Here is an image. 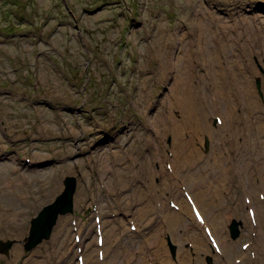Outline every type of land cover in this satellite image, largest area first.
<instances>
[{
    "label": "rangeland",
    "instance_id": "374dc122",
    "mask_svg": "<svg viewBox=\"0 0 264 264\" xmlns=\"http://www.w3.org/2000/svg\"><path fill=\"white\" fill-rule=\"evenodd\" d=\"M196 13L206 19L202 26L209 33L228 34L232 43L227 51L230 59L239 64L245 76L253 73L250 76L253 85L259 76L264 86V0H0V208L2 211L7 208L1 194L8 182L16 191L10 193L13 190L8 186L6 193L18 197V201H13L21 214L17 220L26 223L25 233L22 231L20 237L14 230L0 228V234H7L0 240H11L12 245L8 253L1 254L0 264H77L80 248L85 255L98 257L96 215L100 217L104 239L110 225L117 227L108 244L111 249L117 243L113 252L118 264H129V260L133 264H145L140 261L144 257L151 264V260L159 259L152 253V246L148 244L149 248H145L147 244L143 242L149 237L145 230L155 224L165 238L171 261L177 258L179 241L167 231L162 220L166 212L161 205L174 208L170 200L176 203L177 196H183L181 192L186 184L180 181L174 191L171 187L162 190L166 177L159 168L162 163L166 171L165 168L177 163L173 158L176 134L166 120L170 115L179 120L183 110L176 99L168 97L177 77L171 63L174 65L185 55L182 61L187 69L186 45L193 33L202 31ZM197 60L192 56L194 65ZM248 64L254 65L255 73L250 67V73L245 70ZM165 66H168L167 72H164ZM197 68L203 72V66L197 65ZM254 89L263 106L264 88L261 93L256 85ZM215 116L209 114L213 128ZM239 129L240 147L245 137L257 136L261 151L259 163L264 173V133L254 125ZM185 131L188 130L182 133ZM202 137L203 141L197 145L206 155L211 152L214 140L208 132ZM116 149L124 158L110 163L107 160L108 167L103 174L101 155ZM156 155L164 157L162 162L153 160ZM235 156L246 162L245 151ZM126 162L131 166L127 177L132 183L126 180L130 185L118 187V193L126 197L124 191H132L133 196L143 194V200L155 203L146 219H136L143 203L137 205L126 198L110 206L109 200L117 198L116 192L109 200L104 199L110 195L106 192L107 186L98 187L100 178L104 180L101 176L113 177L116 170L125 169ZM65 163L67 168L62 167ZM146 163L147 171L155 174L150 176L155 184L152 189L146 181L148 177L136 176L143 172ZM260 173L258 177L262 180ZM13 175L12 181L9 177ZM67 176H73L76 184L73 214H58L51 237L27 249L26 233H29L31 217L56 201L64 190L63 181ZM258 177L255 173L253 178ZM57 178L62 189L53 191ZM90 184L93 191L88 194ZM229 185L231 194L221 205L234 206L238 188L233 177ZM241 202L245 205H240V210L232 215L239 222L240 230L232 242L238 252H231L232 256L235 254L232 261L240 264L235 258L243 259L240 252L244 251L255 253L258 258L253 259L256 256L253 255L252 261L241 264H249L248 261L264 264V254L258 255L251 245L257 228H252L254 221L249 223L246 219L249 215L244 196ZM182 213L189 214L195 223L192 212L182 208ZM131 223L137 230H131ZM225 230L231 241L228 224ZM75 234L81 236V242L70 246L75 242ZM167 237L175 246L174 255ZM242 243L249 245L243 249ZM16 246L20 248V256L15 253ZM189 246L192 248L193 244ZM202 250L205 252V248ZM136 254H140L139 258ZM205 258L206 264L215 262L211 252ZM227 261L225 257L224 263Z\"/></svg>",
    "mask_w": 264,
    "mask_h": 264
},
{
    "label": "bare ground",
    "instance_id": "6f19581e",
    "mask_svg": "<svg viewBox=\"0 0 264 264\" xmlns=\"http://www.w3.org/2000/svg\"><path fill=\"white\" fill-rule=\"evenodd\" d=\"M197 17L200 18L198 14ZM203 20L206 19L200 18L199 20V23H201L200 27L206 24ZM208 30L209 29L202 26V31L200 30L195 34L193 33L189 38V42L185 48L188 56L187 69L186 66H184V61H182V58L185 59V55L182 58L179 57V61L174 65L171 63V67L175 66L176 68L177 77L174 79L170 87L168 97L177 100L179 103L177 105L181 107L183 113L180 114L181 117L179 120L175 119V116L172 115H170L166 120L167 125L172 126V129L176 134L177 142L173 145L176 156H173V158L177 161V163L171 164L168 169L164 166L166 171H164L161 163V167L159 168L160 173L166 177V182L162 184L161 189L165 190L171 187L172 191H174L173 189H176L175 185H177L180 181L185 182L186 188H183L181 192L183 196H177L178 200H175L179 205V210L174 208L171 209L168 206L164 207L163 204L161 205V208L166 212V214L162 216V220L168 227L167 231L174 239L179 241L177 258L171 261L170 255L167 253L164 244L165 238H162L161 229L157 224H155L152 228H146L147 230H145V234L149 237L145 238L143 241L147 244L144 247L149 248L148 244H150L152 246L151 250L154 249L152 253L155 255L156 259L159 258L156 262L151 260V264H206L205 256L208 252H211L215 257V262L213 264H234L232 258L235 254L232 256L231 252L234 253L235 251L237 252V250L234 248V243L232 242L233 239H236L240 230L239 222L236 218L232 217V215L237 213V210H240V205H245L241 202V197L245 195V199L249 196V203L251 202L250 204L247 203V209L253 206V204L257 206L256 209H254V217H257L258 224L256 223L257 225H253L252 228L256 227V231H258V233L254 236L255 239L251 242V245L255 247L258 255L264 254V197H261L262 194L264 196V173H262V165H260L258 157V154L261 153L259 149V140L257 136L249 135L251 138L245 137L243 141H241V147L237 144V139L240 135L239 130L241 129H239V127L246 128L250 125H254L256 126V129L261 132V134L264 133V104L263 106L260 104L261 101L256 97L254 89V86L256 85L258 92L261 93V89L263 90L264 86L261 84V78L259 76H256L253 85L252 79H250V76L253 73H251L250 76L247 74L245 76L243 70L239 69V64H235V62L230 59L231 55L228 54L227 51H229V47L232 46V43H230L231 39L228 34L223 33V36H218V33H209ZM204 31H206V34H204ZM232 41L235 42L234 39H232ZM237 52L239 53L238 49ZM192 56L198 58V60L195 61V65L193 64ZM245 62L252 63L251 60H247ZM197 65L204 67L203 72L199 71ZM165 67L166 69L164 72H167L168 66ZM249 67L252 68L255 73V67L253 64H248V66L245 65V70L247 69L249 72ZM236 69L238 70L237 73ZM206 79H208L207 82ZM218 104H220V107ZM209 114H211V116H215L216 114V116H220V121H214L213 123L215 128L211 126L212 122L210 121ZM248 120L250 121L249 125L247 123ZM254 121L258 122V124L256 125ZM241 123H244V126H242ZM155 126L158 128L159 125L155 123ZM184 129L188 130L185 131V134L182 133ZM204 132H208L211 136V140L212 138L214 140L211 152L206 154L208 157H206L203 153L202 148L197 145V143L203 141L204 137H202V134H204ZM205 145L207 146L208 142H206ZM243 151L246 153V162H243L242 157L237 158L235 156L236 153H242ZM176 157L178 159H176ZM101 158L103 161L102 172L105 174L104 171L106 167H108L105 164L107 160H109L110 163L124 157L122 156V153H120V150L116 149V151L112 150L103 153ZM155 159L162 162L164 157L162 159V157L160 158L156 155L155 158L153 157V160ZM124 161L126 160L124 159ZM67 165L68 164L65 163L62 167L67 168ZM129 167L131 166H129V163L126 162L124 165L125 169H114L117 172L113 177L108 176L109 178H107L106 175L101 176L104 180H101L100 178L98 187H103L104 184L107 186L105 189L110 195L105 196L104 199H108L114 194V191L116 192V199H108L110 201V206L115 205L114 202L116 203L117 200L121 203L122 200L124 201L126 198L131 199L133 202H137V205H142L143 203V206L139 207L137 210L136 219H146L150 216L151 209H154L153 207L155 203H151L147 199L143 200V194L140 195L135 193V196H133L132 191L128 193L126 192L128 190H125L124 193L128 195L126 197H123L118 193V187L122 188L130 185L126 184V180L132 183L127 177L128 172L130 171ZM98 172L101 171L98 169ZM143 172L140 171V174L136 176H140L143 179L148 177L146 181H148L149 186L151 189L155 188V184L151 180V177H155V174L147 171V163L144 164ZM255 173L257 177L260 173L262 180H260V177L257 179L253 178ZM145 175L146 177H144ZM232 177L236 187L238 188L237 195L234 199L236 205H221L224 204L225 199H228L226 197L231 194V190L229 189L231 186L229 185V182H231ZM9 179L15 180V176H10ZM20 181L22 182V179H20ZM21 182L20 185H22ZM54 185L55 188L53 191L58 188L62 189L60 179L57 178ZM8 186L11 190H13L10 193L14 194L16 191L10 183H5V189L2 190L3 193L1 194V197L7 208L3 211L0 208V221L3 222V225H1L0 228H7L10 232L14 230L15 235L20 237L23 235L22 231L26 229V223L24 221L22 223H17V219L21 214L19 211H16L13 201H18V197L16 195L11 197L8 193H6L8 191ZM92 191L93 188L90 184L88 194ZM185 191H187L188 194H191L192 202H190L189 195L185 194ZM72 195L73 200L71 199L72 205L68 208L69 210L67 211L65 209V212L60 210L61 212L59 214H64L66 212L69 213V216L70 214H73L75 209L73 205V202L75 204L74 192ZM81 196L83 195L81 194ZM100 196H102V194ZM5 197L7 198V201L4 200ZM132 197H134V200L136 201L132 200ZM138 200L140 202H138ZM25 202L28 201L26 200ZM53 203H51L52 205L48 204L45 208H51L54 205ZM194 205L202 212L203 222L196 220L192 211ZM45 208L41 209V213L45 216H40L42 220L41 223H39L40 229L36 227L35 223H32L35 216L31 218V226H29L30 229L27 230L29 233H26L28 241L26 246L29 247L27 249H30L40 243V240H47L49 238L46 237H51L52 228L59 217L55 216L57 218H54L55 220L53 219V221L52 215L48 216L50 210L45 211ZM182 208L189 210L190 213L192 212L191 214H193V221L195 223L191 222L190 219L192 218L189 214L182 213ZM247 213L249 215L248 210ZM246 219H248L249 223H253L252 217H248ZM229 220L231 221L228 223ZM107 223L109 225L110 220H108ZM227 224L228 228L233 225L236 229V234L231 235V230L229 228L231 241H228L226 237L225 229ZM48 225H50L51 231L48 236H45L42 229ZM206 226L208 227L209 232H211L217 240L220 246V254L209 242ZM109 227L110 228L106 230L107 237L104 239L102 244V248L104 249L102 260L98 257L94 258L89 253H86V255L84 254L85 257L87 256L84 258V264H118L116 260L117 256L113 252V249L116 250L118 245L116 243L115 246L110 249L108 244V241L112 239L111 236L114 237L112 233L117 230V227L114 224ZM91 231L92 227L90 228L89 233H91ZM184 234L186 235V238ZM0 237L6 238L7 234H0ZM3 242L7 243L4 239ZM72 244L77 245L76 242H71L70 246ZM190 244H193L192 248L189 246ZM1 246L3 245L0 243V247ZM9 246V248H12L11 243ZM202 248H205L206 253L203 252ZM118 249L120 251L121 247L119 246ZM0 251L3 250L0 248ZM19 252L21 253L20 248L17 247L15 251L17 256H20ZM1 254L4 253L0 252V257H2ZM129 255L130 259H132L133 256L130 251ZM139 255L140 254H136L135 257L139 258ZM240 255L243 257V259L239 260L240 264L243 261H252V258H250L252 256L251 253L249 254L241 251ZM224 256L228 259L226 263H224ZM237 258L238 257H236L235 260ZM208 259L210 260V258ZM140 261L145 264H149L146 263L145 257L141 258ZM249 261L247 263L250 264ZM129 264H133V261L129 260Z\"/></svg>",
    "mask_w": 264,
    "mask_h": 264
},
{
    "label": "water",
    "instance_id": "95a60500",
    "mask_svg": "<svg viewBox=\"0 0 264 264\" xmlns=\"http://www.w3.org/2000/svg\"><path fill=\"white\" fill-rule=\"evenodd\" d=\"M75 188H76V184H75V179L73 178V176H68V177H65L64 179V190L62 193H60L57 197H56V201L53 203L54 205L49 209L45 208V211H49L50 210V213L48 214V216H51L52 215V220L54 218H57L55 216H58V214L61 212L60 210H62L63 212H65L64 210L66 209L67 211L69 210L68 208L71 207L72 205V197H73V192L75 191ZM72 199V200H71ZM64 206H61L63 205ZM52 205V204H51ZM55 208V209H53ZM41 217H44L45 215L40 213L33 221V223L36 224V227L38 229H40V225L39 223H41ZM55 220V219H54ZM53 220V221H54ZM53 224V223H51ZM39 227H38V226ZM46 227H49V228H46ZM44 227V229H42V232L45 236H48L50 231H51V227L50 225ZM230 230H231V235H235L236 234V229L235 227L232 225L231 227H229ZM3 245V244H1ZM172 246V250L174 251V247L173 245ZM3 251H6L7 250V245H3L0 247Z\"/></svg>",
    "mask_w": 264,
    "mask_h": 264
}]
</instances>
